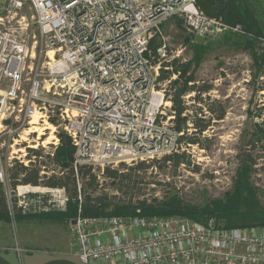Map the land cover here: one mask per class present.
<instances>
[{"label": "built area", "instance_id": "built-area-1", "mask_svg": "<svg viewBox=\"0 0 264 264\" xmlns=\"http://www.w3.org/2000/svg\"><path fill=\"white\" fill-rule=\"evenodd\" d=\"M173 17L182 20L192 40L240 31L219 16L204 15L195 0H0V137L8 121L17 125L15 130H25L35 118L43 129L49 124L61 129L73 149L75 174L80 166L102 175L106 167H129L183 151L166 95L176 76L157 81L161 64L168 62L161 27ZM155 35L162 43L153 64L149 42ZM43 54L44 72L38 73L28 59ZM46 102L52 104L48 109ZM39 140L18 150L26 159L13 156L17 139L10 157L3 158L0 140V182L8 210L29 213L31 204L43 212L67 208L63 189L45 190L53 198L47 200L31 196L27 186L12 191L7 185L13 159L28 168L42 159L33 151L53 158L43 142L39 148ZM45 176L42 166L40 178ZM77 190L79 205L69 233L80 264H264V227L225 229L213 221L190 224L177 217L83 216L79 181Z\"/></svg>", "mask_w": 264, "mask_h": 264}, {"label": "rangeland", "instance_id": "rangeland-1", "mask_svg": "<svg viewBox=\"0 0 264 264\" xmlns=\"http://www.w3.org/2000/svg\"><path fill=\"white\" fill-rule=\"evenodd\" d=\"M242 1L260 26L263 34V37L258 39L255 49L245 47L241 39L243 37L253 38V36L245 33L239 25H237L240 28L239 32H226L215 39L205 41L203 44L196 43L190 38V34L179 18L173 17L164 22L161 27V36L166 43L167 61L178 60L181 63H189L190 72L197 86L204 84L212 86V90L202 95V97L213 102L212 109L215 110V113L209 114L204 109V117L216 116L217 110L220 108L225 110V117L221 121H213L211 127L204 133L202 136V140H205L203 142V149L195 145L187 146L181 144L183 151L179 150V152L186 153L191 160L189 169L180 167L174 173L170 167L160 169L158 164H156L155 167L147 169L146 173H141L142 183L134 190L133 201H145L148 204L153 200L155 203L164 202L168 197L177 196L192 208L202 209L207 207L214 210L212 215L202 216L200 214V221L181 216H166L181 218L190 224H206L213 221L216 226L220 225L224 227L223 221L220 222L219 218H217V215L222 214L218 210L220 207L226 205L228 209H231L229 206L238 197L245 199L249 196L254 199L261 209H264V154L253 155L257 163L253 169L247 172L239 169V157L245 150L244 142L251 132L250 127L253 123L260 122L259 119H255L252 115L254 116L258 110H263L264 113V93L256 92V87L264 83V63L261 65L263 72L260 78H257L254 85L248 86L251 75L254 73L252 54L262 55L264 53V9L262 7L264 0ZM161 36L155 35L151 38V40L154 39L155 47L161 45ZM228 38L231 39L228 40ZM46 60L44 54L42 56L36 55L34 59H28V65H33L34 71L41 73V71L44 72L42 65ZM187 96L185 101L188 103L186 105L189 108V112L191 114L197 113L198 118L203 119L202 113L199 114L198 111L200 105L192 101L194 94ZM45 105L47 109L49 106H52L48 102ZM55 119L52 118L50 121L55 122ZM37 122L38 120L35 118L30 127L26 126L25 130H15L17 125L10 121L4 123L7 129L2 131L3 135L0 137V140L4 142L3 158L10 157V145H12L13 139L18 140L17 145L13 147L15 152L13 156L20 157V159L24 158L21 151L18 150L22 149L27 141H30L29 145L31 146L35 145L32 141L36 139L38 133H33L34 128L43 134L38 141L39 148L41 142H43V145L49 152L56 153V150L60 147V140L57 142L55 136L59 138L58 134H61L62 130H53L50 128V124L47 126L50 130L43 129L42 125ZM193 134V130L188 131V136H193ZM45 141H48V144L44 143ZM162 157L154 160H160ZM42 162H44L43 159L39 163L33 164L39 167L40 173L43 166ZM16 163H18L17 160L13 159L12 164ZM150 163L151 161L146 164ZM44 165L46 166L47 177L60 174L61 167L59 165L57 166L52 162H46ZM113 169L122 168H119L118 165ZM93 172L96 173L98 181L96 195L104 193L108 196H117V198L122 199L120 192L117 191L109 179L102 178L98 169ZM27 188L33 192L31 196L39 195L47 197V200L48 198L49 200L53 199L51 194L44 193L45 190L50 189L42 185L37 187L27 185ZM7 194L9 195L8 190ZM11 194L14 195L12 191ZM243 199L236 201L235 207L238 208L241 217L235 223L241 224L243 222L257 221L258 217L255 219L254 215L258 211L255 210L256 206L253 201ZM29 206V213L25 214L18 208L15 210L10 208L8 210L9 222H0V241L9 240L12 247L16 245L17 248L21 249L19 233L20 228L25 226V224L32 223L37 225L38 223L43 224L48 222L60 224L62 222L58 221L57 217L60 214L68 212V206L64 212L37 211V206L33 204ZM131 207H136V205L121 207L120 213L124 214L133 211ZM114 210L113 206H107L103 209V213L114 215L112 214ZM44 215L49 217L43 221L37 219L38 216ZM62 224L66 225V223ZM252 227L264 226L253 225L243 228Z\"/></svg>", "mask_w": 264, "mask_h": 264}, {"label": "trees", "instance_id": "trees-1", "mask_svg": "<svg viewBox=\"0 0 264 264\" xmlns=\"http://www.w3.org/2000/svg\"><path fill=\"white\" fill-rule=\"evenodd\" d=\"M212 11L216 13L226 24L231 26H241V28L248 35H252L253 38L243 37V41L246 48H254L257 44L259 38L263 37L260 26L257 24L256 20L253 18L252 14L249 12L248 8L245 6L242 0H216V4L213 6ZM192 39V37H190ZM188 38V39H190ZM231 38H228V40ZM154 45V39L149 42V49L151 52V60L153 64L158 62V56L156 54V49ZM253 61V71L251 79L248 82L249 85H254L257 78H260L263 68L262 63H264V53L262 55L252 54ZM164 67H169L171 70H164ZM175 75L174 80H170L171 77ZM170 80L166 95L172 103V109L174 111V129L182 135L178 138V144L183 145H195L201 149L204 148L202 136L211 127L213 121H221L225 117V110L220 108L217 110L216 116L205 118V112L209 114L215 113L212 109V103L209 99H205L202 95L209 93L212 90L211 85L197 86L193 75L190 72L189 63H181L178 60H172L171 62H164L161 64L159 69V76L157 81L162 83ZM256 92L264 93V83L259 84L256 87ZM194 94L193 102L200 105L198 107L199 114L203 116V119L198 118V114H191L189 108L186 105L184 97ZM264 99V94H263ZM255 119H259L260 122H255L251 125V132L245 139V150L239 157V169L245 172L253 169L257 163L256 159L253 158L254 154L261 155L264 154V113L263 110H258L255 112ZM193 130V136H188V131ZM59 135V148L56 153L51 158L49 155H43L42 152L33 151V154L37 158H42L44 162L43 167L46 168L44 164L46 162L55 163L57 166L61 167L60 174H54L49 177L40 178V170L37 166L24 167L21 164L16 163L12 168L7 170V185L12 191L15 190L17 186H39L42 185L49 189H63L69 198L68 212L60 214L57 218L58 221L62 223H69L71 219L76 216L78 202V190L77 181L82 184L80 185V197H81V210L83 216H181L186 217L191 220L200 221L199 217L202 215H212L214 210L204 207L192 208L190 205L185 204L184 201L177 196L168 197L164 202H154L146 203L145 201H133L134 200V190L137 189L138 185L142 183L141 173H146L147 169L155 167L158 164L159 168L170 167L174 173L180 168L184 167L189 169L191 166V160L189 156L184 152H176L169 155H165L160 160H153L150 164L137 163L133 166H125L120 164L119 168L113 169L110 167L104 168L103 174L101 175L104 179H109L115 186L117 191L120 192L122 199L117 198V196H108L107 194L96 195L98 188L97 175L93 172L90 166H80L77 170V174L74 173L72 168V155L73 149L70 145L69 139L63 134ZM161 164V165H160ZM197 171V170H195ZM240 171V170H239ZM157 185H159L157 183ZM243 199V197L235 198L228 209V206L220 207L217 215L219 221L225 224V226H220L226 229L231 228H243L250 226H264V209L252 199L247 197L243 200L253 201L255 210L258 211L254 218L258 217L255 222H243L241 224H236L235 222L241 217L239 210L235 207L236 201ZM15 199L12 198L14 205ZM122 205V206H121ZM131 207L133 211L127 213H120L121 207L134 206ZM107 206L114 207V215L104 214L103 209ZM139 211V214L135 211ZM201 214V215H200ZM218 214V213H217ZM221 215V218H220ZM47 215L38 216L39 221L45 220ZM252 217V216H251ZM254 219V220H255ZM10 220L5 186L0 182V222L8 223Z\"/></svg>", "mask_w": 264, "mask_h": 264}, {"label": "crops", "instance_id": "crops-1", "mask_svg": "<svg viewBox=\"0 0 264 264\" xmlns=\"http://www.w3.org/2000/svg\"><path fill=\"white\" fill-rule=\"evenodd\" d=\"M69 223L25 224L19 233L21 249L0 241V264H80L71 247Z\"/></svg>", "mask_w": 264, "mask_h": 264}, {"label": "water", "instance_id": "water-1", "mask_svg": "<svg viewBox=\"0 0 264 264\" xmlns=\"http://www.w3.org/2000/svg\"><path fill=\"white\" fill-rule=\"evenodd\" d=\"M195 2L204 15L212 18L218 17V15L212 11L213 6L216 4V0H195ZM194 42L203 44L205 40L202 37L195 36Z\"/></svg>", "mask_w": 264, "mask_h": 264}, {"label": "bare ground", "instance_id": "bare-ground-1", "mask_svg": "<svg viewBox=\"0 0 264 264\" xmlns=\"http://www.w3.org/2000/svg\"><path fill=\"white\" fill-rule=\"evenodd\" d=\"M46 129L50 130V128H46ZM33 130H34L33 133H38L39 137L43 135L40 131L38 132L36 128H34ZM44 143L48 144V141H45Z\"/></svg>", "mask_w": 264, "mask_h": 264}, {"label": "flooded vegetation", "instance_id": "flooded-vegetation-1", "mask_svg": "<svg viewBox=\"0 0 264 264\" xmlns=\"http://www.w3.org/2000/svg\"><path fill=\"white\" fill-rule=\"evenodd\" d=\"M263 9H264V5H262Z\"/></svg>", "mask_w": 264, "mask_h": 264}]
</instances>
